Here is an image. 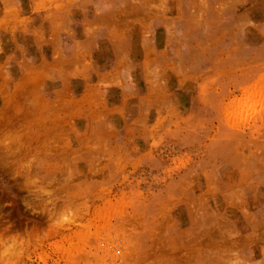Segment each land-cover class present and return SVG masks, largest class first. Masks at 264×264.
<instances>
[{
	"label": "rangeland",
	"instance_id": "1",
	"mask_svg": "<svg viewBox=\"0 0 264 264\" xmlns=\"http://www.w3.org/2000/svg\"><path fill=\"white\" fill-rule=\"evenodd\" d=\"M0 264H264V0H0Z\"/></svg>",
	"mask_w": 264,
	"mask_h": 264
},
{
	"label": "crops",
	"instance_id": "2",
	"mask_svg": "<svg viewBox=\"0 0 264 264\" xmlns=\"http://www.w3.org/2000/svg\"><path fill=\"white\" fill-rule=\"evenodd\" d=\"M108 31L110 32L109 29H108ZM52 63H53V61H51L50 63L44 64V62L41 61V62L35 63L33 65L32 69L30 68L29 70H28V66L25 65V61L22 64L18 63L20 75L17 78V80L15 81L16 83L14 84L13 87H18L20 90L24 89L25 93L30 91V94H28L29 96H33V95H35V93L39 94L40 89H41V91H42V89L45 90L47 84L49 83L47 81L50 79H54L58 75L54 70L44 69V67L45 68L52 67ZM48 64H49V66H48ZM26 80L27 81L29 80L28 81L29 85L25 86V87L20 86V84L24 83V81H26ZM44 85H45V87H44ZM57 92H58V90H57Z\"/></svg>",
	"mask_w": 264,
	"mask_h": 264
}]
</instances>
